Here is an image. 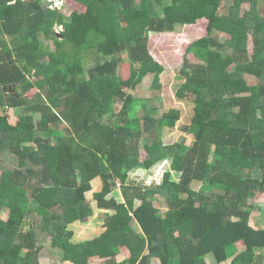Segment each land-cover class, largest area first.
I'll use <instances>...</instances> for the list:
<instances>
[{
    "label": "trees",
    "instance_id": "16d2710c",
    "mask_svg": "<svg viewBox=\"0 0 264 264\" xmlns=\"http://www.w3.org/2000/svg\"><path fill=\"white\" fill-rule=\"evenodd\" d=\"M73 1L84 10L0 0V87L12 88L0 89V153L16 159L0 169V264H40L41 235L72 264H222L237 243L229 264H264V228L249 223L264 194V0H165L159 10L154 0ZM201 19L205 34L185 48L198 61L184 57L175 88L191 100L180 131L192 138L167 143L181 109L134 94L148 74L159 90L165 71L149 36ZM163 160L159 183L129 178ZM117 189L139 231L114 223ZM96 211L99 231L75 238L73 224ZM120 248L128 255L117 261Z\"/></svg>",
    "mask_w": 264,
    "mask_h": 264
},
{
    "label": "rangeland",
    "instance_id": "374dc122",
    "mask_svg": "<svg viewBox=\"0 0 264 264\" xmlns=\"http://www.w3.org/2000/svg\"><path fill=\"white\" fill-rule=\"evenodd\" d=\"M48 2V6H51L53 9H60L64 14L68 15L73 10H84V7L79 3L73 0H45ZM232 0H223L222 5L223 8L227 7V5ZM165 0L162 2H157L154 0V9L159 10L164 4ZM62 8V9H61ZM248 8L247 3H243L240 7V13L245 11ZM205 26L206 20L201 19L198 20L194 25L180 26L173 32H163V33H152L149 36L148 44L150 48L151 54L154 58L164 66V73L161 75L160 79V89L156 90L151 88L153 75L148 74L144 77L142 82L136 87L134 94L140 98L151 97L152 95L159 96L155 101V104L161 107V109H169L173 107H179L181 109V118L177 121L176 125L172 129H165L163 131V141L165 142H174L183 140L186 144H188L191 140V135H186L180 131V127L186 124L189 121V116L191 113V100H178L175 96V88L178 82L176 75L179 73V69L182 65L184 57H187L191 63H196L198 60L195 59L192 54L185 55L186 46L194 39L205 34ZM55 32L60 31V26H55ZM227 35L221 34L220 37H225ZM243 40L247 41V46L249 50L251 49V36L246 34L240 37ZM34 39L37 40L36 36ZM124 57V56H123ZM95 62L93 54H90L86 58V65H91ZM130 64L124 60V62L119 67L120 76L125 79L130 74ZM33 81V78H30ZM246 80L249 83H254V78L250 75H246ZM36 92V89L33 88L28 91V94L32 95ZM156 105V106H157ZM119 103L115 104V109H118ZM138 113L142 114L141 108L138 107ZM13 109L7 110L8 121L11 124H14L17 116ZM10 155V153H9ZM7 156L6 153L2 155L0 153V169L11 166L10 160L12 158ZM141 158L145 156V152L141 149L140 152ZM15 158L11 162H15ZM169 168V163L167 160H163L155 164L152 168L145 170L141 168H137L132 170L129 173V178L136 183H143L150 185L152 183H159L162 179L163 172ZM1 171V170H0ZM98 183V181L96 182ZM111 195L115 196L118 200L117 208L111 212L114 216V223L125 225L130 224L135 230L139 231L140 228L137 226L134 220H132L131 214L126 210L123 204V198L119 192H113ZM108 195V196H111ZM253 208L250 210V220L249 223L251 226L255 228H264V194H258L253 200L250 201ZM154 205L159 207L162 211L165 207H162L159 204V201H154ZM102 212V211H100ZM99 211H96L93 216L85 219L84 223L76 222L73 224V230L75 233V238L83 239L85 237L90 236L92 233H97L99 231V226L94 224V220L97 215H100ZM7 215V209H3L0 211V218L5 219ZM185 229L188 230L187 225L184 226ZM183 227V228H184ZM182 229L180 232H183ZM38 245L40 246L38 252V261L40 264H72L69 261H63L61 256L57 250L51 247L49 241H46L43 236L38 237ZM243 248L242 244L237 243L236 245L230 246L226 249L228 259L222 264H229L230 259L241 249ZM128 255V251L125 248H120L119 254L116 256L117 261L123 260ZM91 264H100L102 261L93 257L89 259ZM153 262H157V259L154 258ZM211 260L207 259V263L209 264Z\"/></svg>",
    "mask_w": 264,
    "mask_h": 264
},
{
    "label": "water",
    "instance_id": "95a60500",
    "mask_svg": "<svg viewBox=\"0 0 264 264\" xmlns=\"http://www.w3.org/2000/svg\"><path fill=\"white\" fill-rule=\"evenodd\" d=\"M0 89L12 91V88L11 87H8L7 88L6 86H2V87H0Z\"/></svg>",
    "mask_w": 264,
    "mask_h": 264
}]
</instances>
